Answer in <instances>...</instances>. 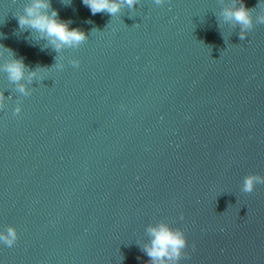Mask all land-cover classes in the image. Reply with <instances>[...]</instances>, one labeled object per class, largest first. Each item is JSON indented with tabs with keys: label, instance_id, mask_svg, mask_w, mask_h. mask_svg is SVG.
<instances>
[{
	"label": "water",
	"instance_id": "95a60500",
	"mask_svg": "<svg viewBox=\"0 0 264 264\" xmlns=\"http://www.w3.org/2000/svg\"><path fill=\"white\" fill-rule=\"evenodd\" d=\"M31 3L0 0V230L19 235L0 264H152L161 223L178 264H264V183L242 191L264 180V0H243L244 39L240 0H51L88 37L60 51L20 29Z\"/></svg>",
	"mask_w": 264,
	"mask_h": 264
},
{
	"label": "clouds",
	"instance_id": "9594fccd",
	"mask_svg": "<svg viewBox=\"0 0 264 264\" xmlns=\"http://www.w3.org/2000/svg\"><path fill=\"white\" fill-rule=\"evenodd\" d=\"M82 3L93 15L101 12L115 15L121 10L123 4L131 7L136 0H119V2L118 0H82ZM50 9L51 0H32V3L25 8L24 14L17 18L20 29H31L39 33L41 37L48 39L56 51H60L65 46H78L88 39L85 32L70 27L69 22L58 19L57 11H50ZM224 17L241 26V39H244L247 31L253 27L252 10L244 5L243 0H240V6L235 10H227ZM4 51L10 50L0 45V54ZM74 64L78 66L79 62ZM5 71L11 80L19 82L25 76L26 65L22 60H14L6 65ZM19 90L24 92V86L21 85ZM2 107L3 95L0 94V108ZM20 112V108L15 111L16 114ZM260 183H264V180L258 176L249 175L244 179L242 191L252 193L256 185ZM148 232L151 242L145 247V251L151 258L152 264H178L188 246L185 233L164 223L150 227ZM18 239L19 235L15 227L0 230V244L13 247Z\"/></svg>",
	"mask_w": 264,
	"mask_h": 264
}]
</instances>
